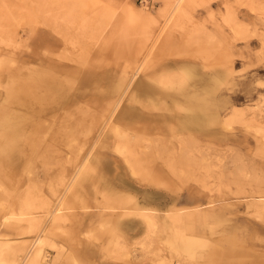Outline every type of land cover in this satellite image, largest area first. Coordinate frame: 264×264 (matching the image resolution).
Wrapping results in <instances>:
<instances>
[{"label": "rangeland", "instance_id": "1", "mask_svg": "<svg viewBox=\"0 0 264 264\" xmlns=\"http://www.w3.org/2000/svg\"><path fill=\"white\" fill-rule=\"evenodd\" d=\"M236 1L183 0L174 15L173 0H0V137L8 135L2 108L16 106L7 92H21L20 75L27 83L44 77L48 84L39 92L45 96L54 79L80 91L71 107L49 106L38 132L27 129L25 142L33 135L38 142L16 163L0 153L1 264H231L228 254L237 264H264V11L248 5L256 0ZM228 3L250 23L247 32L226 18ZM252 21L260 22L256 29ZM200 23L217 36L212 43ZM197 46L202 53L194 52ZM209 71L215 119L207 114L201 118L208 125L182 132L195 134L189 142L195 145L187 146L196 151L193 161L181 162L177 151L188 147L176 119L195 108L190 90L201 91L195 104L209 110ZM147 79L148 92L138 87ZM177 89H186V97L175 98ZM250 89L253 95L245 96ZM226 97L232 101L223 104ZM147 190L200 196L149 204L162 213L174 204L200 205L223 218L174 226L170 214L162 221L156 210L132 208L127 195L141 199ZM105 209L141 217L148 229L127 230ZM172 212L191 217L189 210ZM146 214L157 224L150 226ZM19 216L35 218L28 224ZM185 236L196 240L193 251L180 247Z\"/></svg>", "mask_w": 264, "mask_h": 264}, {"label": "bare ground", "instance_id": "2", "mask_svg": "<svg viewBox=\"0 0 264 264\" xmlns=\"http://www.w3.org/2000/svg\"><path fill=\"white\" fill-rule=\"evenodd\" d=\"M182 1L183 0H173V3H174V5H173V10H174V15H177V13H178V11L180 10V5H181V3H182ZM238 1V0H237ZM236 1V2H237ZM241 0H239V2H240ZM243 1V0H242ZM241 1V2H242ZM252 1V0H251ZM255 1V0H254ZM262 0H259V2L260 3H257L258 1L256 0V3H254V2H250L251 4H248V5H251L252 6V9H253V11L254 10H256V12H263L264 11V5L262 4V2H261ZM240 2V3H241ZM244 2H245V0H244ZM249 2V1H248ZM225 4H227V3H225ZM232 4V3H231ZM241 4H243V3H241ZM245 4H247L246 2H245ZM248 5H246V6H248ZM243 6H245V5H243ZM255 6V7H254ZM171 11V10H170ZM172 12V11H171ZM222 12V11H221ZM255 12V11H254ZM212 13H214L213 11H212ZM239 13V12H238ZM226 18L227 19H229V20H231V21H233V23L235 24V27H236V30H238L237 32H241L242 31V33L245 31V30H247V29H249L250 28V23L249 22H247V20H245L244 18H241L240 16H238L237 15V13H236V10H235V8L232 6V5H230L229 3H228V5H227V12H226ZM259 14V13H258ZM167 15V14H166ZM169 16H170V14H169ZM184 16V15H183ZM258 17V16H257ZM164 18V17H163ZM172 18V17H171ZM180 18V17H179ZM262 18V17H261ZM170 19V18H169ZM178 19V18H177ZM180 19H182V17L180 18ZM179 19V20H180ZM206 19V18H205ZM213 20H214V18H213ZM181 21V20H180ZM179 21V22H180ZM157 22V21H156ZM170 22V21H169ZM205 22H206V20H205ZM162 23V22H161ZM252 23H253V28H257V25L260 23V22H253L252 21ZM201 24V23H200ZM159 25V24H158ZM167 25H169V23H167ZM187 25V24H186ZM199 25V24H198ZM202 26H203V28H205L206 30H204V31H207L208 30V26L205 24V23H202L201 24ZM162 25H160V27H161ZM165 26V25H164ZM185 26V25H184ZM263 26V25H262ZM191 27V26H190ZM159 28V27H158ZM175 28V27H174ZM164 29V28H163ZM199 30H201L202 28H198ZM255 29H253V30H255ZM193 30V29H192ZM191 30V31H192ZM196 30H197V28H196ZM190 31V32H191ZM248 31V30H247ZM247 31H245V32H247ZM264 31V30H263ZM198 31H194L193 32V34L195 33H197ZM251 32L252 31H250V34H251ZM153 33H155V32H153ZM152 33V34H153ZM188 33V32H187ZM200 33V32H199ZM198 33V34H199ZM210 33V34H209ZM212 32L210 31V30H208L207 31V34H205V35H202V36H204V39H205V36L207 35V38H209V37H211L210 39H205V41H207V40H210L209 42L210 43H212L213 41L212 40H214V38L213 37H215V39H216V37L217 36H215V35H213V33L211 34ZM253 33H255V32H253ZM252 33V34H253ZM190 34V33H189ZM202 34V33H201ZM201 34H199L200 35V37H201ZM204 34V33H203ZM260 34V33H259ZM258 34V35H259ZM156 35V34H155ZM162 35V34H161ZM186 35V34H185ZM188 35V34H187ZM191 35H192V33H191ZM199 35H197L196 34V36H199ZM209 35H212V36H209ZM240 34H238V36H239ZM254 35V34H253ZM255 35H257L256 33H255ZM243 36H244V34H243ZM249 36H251L252 37V35H249ZM153 37V36H152ZM192 37H194V35L192 36ZM192 37H190L191 39H192ZM241 37H242V35H241ZM246 37V35L243 37V38H245ZM260 37V36H259ZM151 38V37H150ZM158 38H160V36L158 37ZM194 38H198V37H194ZM213 38V39H212ZM262 38L264 39V36L262 35ZM200 39V38H199ZM199 39H197L198 41H199ZM203 38H201V40H202ZM231 39V38H230ZM236 39H238V38H236ZM235 39V40H236ZM246 39V38H245ZM262 39V40H263ZM189 40V39H188ZM239 40V39H238ZM238 40H236V41H238ZM233 41V40H232ZM248 41V40H247ZM250 41V40H249ZM215 42H216V40H215ZM215 42L213 43V44H215ZM199 43V42H198ZM205 43H207V42H202V47H203V45ZM209 43V45H204V47L205 46H210V47H212V44H210ZM208 44V43H207ZM220 45V44H219ZM259 46V45H258ZM262 46H264V45H262ZM192 47V46H191ZM190 47V49H193V48H191ZM199 46H197V47H195V49L196 48H198ZM202 47L200 46V48L202 49ZM183 49L184 48H182V51H183ZM189 49V48H188ZM189 49V50H190ZM200 49V50H201ZM205 49H207V48H203V51H205ZM193 51V50H192ZM197 51H199V48H198V50H194V52H197ZM186 53V52H185ZM190 53H192V52H190L189 51V54L188 55H190ZM199 53H202V51H200V52H197L196 54H199ZM208 53V52H207ZM240 53V52H239ZM187 55V56H188ZM201 55V54H200ZM206 55V54H205ZM194 56V55H193ZM199 56V55H198ZM200 57V56H199ZM213 57V56H212ZM205 58V57H204ZM208 58H209V56H208ZM207 59V58H206ZM203 60H205V59H203ZM147 62V61H146ZM210 62V61H209ZM47 64V63H46ZM67 66V65H66ZM61 67V66H60ZM65 67V66H64ZM133 67H135L134 66V64H133ZM141 67V66H140ZM58 68V67H57ZM56 69V68H55ZM54 69V70H55ZM56 70H58V69H56ZM66 70V69H65ZM65 70L64 69H62V72L63 73H65ZM43 75V74H42ZM53 75H55V74H53ZM58 75V74H57ZM23 76H25L24 74H23ZM23 76L22 75H20L18 78H20V81H21V85H19V90H21V92L18 94V95H15V93L13 92V91H8L7 92V99H12V98H14V102H15V104H16V106H14L13 108H11V109H8V107H3L2 109L4 110V109H7L6 110V113H7V119H6V121H7V124L8 125H6V127L8 128V135H2V138L0 137V153H1V155L3 156V157H6L7 159H9L11 162H14V163H16L17 162V157H18V155L20 154V153H22V152H26V149L28 148L27 146H30L31 145V147H29L28 149L29 150H32L33 149V147H32V145H36V143L38 142V137H36L35 135H33V136H31V139H32V141H29V142H25L26 140V137L25 136H27L26 135V132H27V129H29V127H34V129H35V131L36 132H38L41 128V126H40V122H42L41 120H39L40 119V116H41V114L43 113V112H45L48 108H49V106H55V107H64V104H65V106H67V105H69V107H71L74 103H77V102H79V101H76V99L78 98V94L80 93V91L79 90H75V91H73V89L71 88H69L70 86H69V83H68V88H67V86L65 87V86H63L64 88H67V89H69L70 91L68 92V94L65 96L64 95V91H65V89L64 88H61V86L62 85H60V84H58V82H59V80L58 79H54V80H52L53 81V87L51 86V88H52V92H50L49 94H46V96L45 95H43L42 93H40L39 91H40V88L41 87H44V86H47V84L48 83H46V81H45V78L44 77H42V76H40L39 75V77L37 78V79H35V81H32L31 83H27V82H25V81H23ZM59 76V75H58ZM60 77V76H59ZM123 78V77H122ZM207 78V77H206ZM210 79V78H209ZM126 80H128V85H129V87L130 86H132L133 85V83H134V81H132L133 80V78L132 77H130L129 79L128 78H126ZM63 81V80H62ZM150 82L151 80H149V79H147V80H144V81H141V84H140V82L138 83V87H139V89H141L142 91H146V92H148V91H150V90H153L152 88L153 87H151V86H148V87H146V85L144 84V83H147V82ZM61 82V81H60ZM64 83V82H63ZM123 83V81H121L120 82V86H121V84ZM65 84V83H64ZM95 84V83H94ZM51 85V84H50ZM66 85V84H65ZM141 85V86H140ZM49 86V85H48ZM42 90V89H41ZM51 90V89H50ZM86 90V89H85ZM15 91V90H14ZM44 91V94L45 93H47V90H43ZM42 94V95H41ZM158 95V94H157ZM3 96V95H2ZM159 96V95H158ZM64 97H65V99H64ZM62 99H63V102H61L62 101ZM34 100H36V103H34ZM38 101V102H37ZM86 101V100H85ZM84 101V102H85ZM94 102V101H93ZM92 102V103H93ZM160 102V101H159ZM87 103V102H86ZM95 103V102H94ZM104 103V102H103ZM144 104V103H143ZM148 104V103H147ZM99 105V104H98ZM94 106V105H93ZM104 106V105H103ZM12 107V106H11ZM95 107V106H94ZM143 107V106H142ZM148 107V106H147ZM145 108H146V106H145ZM33 109V110H32ZM101 109V108H100ZM127 110V109H126ZM148 110V109H147ZM75 111V110H74ZM73 111V112H74ZM73 112H72V114H73ZM129 112V111H128ZM184 112H185V110H184ZM189 112H191L192 114H190L189 115V113L188 112H185V114H186V116L185 117H182V116H180L181 118H177L176 119V123H175V127L177 128L176 130H180L181 131V133L182 132H185L186 130H190V131H192L193 132V130H199V128L202 126V125H208V124H205L207 121H205V120H207V119H205L204 120V118H201V117H206V111H204L203 110V108L201 109V108H197V109H190L189 110ZM69 114H71V113H69ZM52 116H54L53 114H51ZM190 116V117H189ZM45 118V117H44ZM176 118V117H175ZM48 119V118H47ZM46 119V120H47ZM210 120L211 121H214V119L212 120V118L210 119L209 118V122H210ZM40 121V122H39ZM47 122V121H46ZM45 122V123H46ZM200 122V123H199ZM193 123L195 124V127H193ZM201 125V126H200ZM4 127V126H3ZM173 132V131H172ZM190 133V132H189ZM39 136H40V138L42 137L41 135H43V134H41L40 135V133L38 134ZM174 135V134H173ZM180 135L182 136V137H180ZM179 136H178V138H183V140H182V144H185V148L186 147H188L189 145H195V144H190L189 142L190 141H192V140H195V138H196V136H195V134L194 133H191V134H187V136H183V133L182 134H180ZM174 138V137H173ZM42 139V138H41ZM76 140V139H75ZM71 141V140H70ZM164 141V140H163ZM186 141V142H185ZM36 142V143H35ZM42 142V141H41ZM195 142V141H194ZM193 142V143H194ZM188 143V144H187ZM181 145V144H180ZM188 145V146H187ZM177 146V145H176ZM183 146V145H182ZM190 146V147H191ZM196 146H197V144H196ZM189 148V147H188ZM186 148V149H184V148H182L181 150H178L177 152V159H179V161H181V162H185V161H188V160H191V161H193L191 158H189V156H191L190 155V153L191 152H193L194 150H192V148ZM198 148V147H197ZM196 151V150H195ZM171 152V151H170ZM173 152V151H172ZM162 153V152H161ZM175 153V152H174ZM205 153H206V151H205ZM144 155H146V154H144ZM194 155V154H193ZM159 156V155H158ZM169 156V155H168ZM172 157V156H171ZM193 157V156H192ZM166 158V157H165ZM175 159V158H174ZM194 159V158H193ZM201 159V158H200ZM203 159V158H202ZM178 160H176V162H177ZM178 161V162H179ZM195 161V160H194ZM201 161V160H200ZM175 162V161H174ZM177 162V164L178 165H180L179 163ZM196 162V161H195ZM204 162V161H203ZM206 162V161H205ZM186 163V162H185ZM197 164V163H196ZM200 164V163H199ZM173 166H175V163H174V165ZM173 166H171V167H173ZM181 166V168L179 169V170H181V169H183L184 170V168L182 167L183 166V163L180 165ZM5 167V168H4ZM3 167V169H4V171H8V169H7V167L6 166H4ZM186 167H187V165H185V170H186ZM201 167V166H200ZM214 167V166H213ZM1 168H2V166H1ZM179 168V167H178ZM29 169V168H28ZM189 169V168H188ZM199 169V168H198ZM204 169V168H203ZM177 170V169H176ZM178 170V171H179ZM182 171V170H181ZM187 171V173H188V170H186ZM174 172H175V170H174ZM185 172V171H184ZM184 172H182V173H184ZM179 173V172H178ZM196 173V172H195ZM186 173H184L183 175H185ZM181 175V173H179V176ZM181 176V178L182 177H184V176ZM189 175V174H188ZM209 203H211V202H209ZM172 213H174V212H167L166 214L168 215V214H170L171 216H172V218H174L175 219V221L172 219V221H174V226L177 224V226H181V225H183V222H185V218H184V216H183V214H181V213H178V214H172ZM14 214V213H13ZM16 214H14L13 216H15ZM18 215H21V214H18ZM17 215V216H18ZM23 215H25V214H23ZM35 215V214H34ZM174 215V216H173ZM176 215V216H175ZM26 216H27V214H26ZM146 216L149 218V223H150V226H152L153 224H157V222H156V220L154 219L155 218V216L154 215H152V214H146ZM7 218H9L8 216H6V217H4V222L6 221V219ZM18 218H20L22 221H24L23 219H25V220H27L28 221V224H31L32 223V220H34V218H32L31 216H29V217H24V216H19ZM170 218V217H169ZM169 223V222H168ZM171 223V222H170ZM29 226V225H28ZM27 226V228H29L30 229V227H28ZM26 228V227H25ZM2 239V238H1ZM6 239H7V237H6ZM173 242H175V241H173ZM177 242V241H176ZM175 242V243H176ZM195 242H196V240H191V239H189L188 237H183V240H182V242H181V245H180V247H185L187 250H189V251H193L192 249H193V247L194 246H196V244H195ZM200 242H201V240H200ZM32 244V243H31ZM177 244V243H176ZM33 245H34V241H33ZM33 245H32V247H33ZM1 247V246H0ZM35 248V247H34ZM179 248V247H178ZM3 249V248H2ZM1 249V250H2ZM118 249V248H117ZM186 251V250H185ZM184 251V252H185ZM1 252V251H0ZM119 252V251H118ZM119 254V253H118ZM187 254H189L190 255V253H188L187 252ZM2 255V254H1ZM28 255V254H27ZM26 255V256H27ZM119 255H121V254H119ZM25 256V255H24ZM194 256V255H193ZM228 258H227V260L226 261H229V262H231V264H237V262L239 261V259H238V257H236V256H234V255H231V254H228ZM24 259V258H23ZM3 262H5V261H3ZM77 262V261H76ZM225 262V261H224ZM6 263V262H5ZM4 263V264H5ZM162 263H163V261H162ZM1 264V263H0ZM165 264V263H164ZM227 264V263H226ZM229 264V263H228Z\"/></svg>", "mask_w": 264, "mask_h": 264}, {"label": "crops", "instance_id": "3", "mask_svg": "<svg viewBox=\"0 0 264 264\" xmlns=\"http://www.w3.org/2000/svg\"><path fill=\"white\" fill-rule=\"evenodd\" d=\"M179 62L180 61L177 60L175 62L168 63V65H178ZM186 69H188V70L193 72V68H191V69L186 68ZM229 69L230 70L232 69V65L229 66ZM213 73H214V71H209L208 73H205V76H204V79L208 80L211 83L210 84V88H209V94L205 95V97L209 96L208 98L210 99V101H209V103H210L209 104V110H205L206 114L210 115V119L213 118L212 115H214V113H215L214 112V108H215V106H214V104H215V100H214V85L212 83L213 79H214ZM199 82H201V80H199ZM119 85H120V83H119ZM186 92H187L186 89L185 90H183V89H179L178 90L177 89L176 91H174V93L176 94L175 98H178V99L180 98L181 99L183 97H186L185 96ZM188 93H190V96H188V99L190 101H192L191 102V103H193L192 106H195L196 109L197 108H201L200 106H198L199 104H202L201 102L195 104L197 102V100H200L202 98L201 91L195 89V90H192V91L190 90ZM243 93H244L245 96H251V95H253L254 91L252 89H250V90H247V91H245ZM230 101H232V99H230L229 97H226L225 100H223L221 102H224L223 104H225V103H229ZM241 109H243L244 112L247 111V109H244V108H241ZM234 110H235V108L233 109V112H235ZM144 191H146V190H144ZM147 191H149V193L145 192L144 194H142V198L141 199H138V197H136V196H134L132 194H128L127 196L129 198H131V200H134V203L131 206L134 209H138L139 207H143L146 212H148L149 210H156L160 215H163L162 221H165L164 215H166L167 212L177 211V210H180V209L181 210H183V209L184 210H189V213L191 214V217L189 219H186L184 224L187 223V224L193 225L195 223H200V222L207 221V220L215 221V220H221L223 218V216L221 215V212L216 211V209L214 207L203 208V207H199L200 205H196L195 208H188V207H182V206L175 207L176 205L174 204V205L171 206L170 209L165 210L166 211L165 213H162L158 206L155 207V206H151L149 204L150 203H156L157 205L160 206V205H163V204H165L166 202H169V201H173V202L180 201V200H188V201L190 200V201H192L194 199L196 200V199L200 198V196L199 195H192L190 193H187V195H184L183 193H181V194L168 193V192H164V191H161V190H147ZM150 193H151V195H149ZM124 209H123V211H124ZM103 211H104V213H107V214L117 215V217L119 219L118 220L119 224L122 227H125L127 230H129V229L134 230L135 226L137 224L138 225H142L143 224L148 229V225H147L146 221L143 218H141L140 216H139L140 219H136L134 217H131L130 215L129 216H120L117 212H119L121 210L111 212V211H108V210L105 209ZM63 216H65V215H63ZM194 235L197 236V237L206 238L204 236H200V235H197V234H194ZM206 239H210V238H206ZM210 240L217 241L216 238H213V239H210ZM161 257H163V255H161L159 258H161ZM132 261L137 262V260H135V259L132 260ZM152 264H154V262Z\"/></svg>", "mask_w": 264, "mask_h": 264}, {"label": "built area", "instance_id": "4", "mask_svg": "<svg viewBox=\"0 0 264 264\" xmlns=\"http://www.w3.org/2000/svg\"><path fill=\"white\" fill-rule=\"evenodd\" d=\"M143 1H147V0H141V2H143Z\"/></svg>", "mask_w": 264, "mask_h": 264}]
</instances>
